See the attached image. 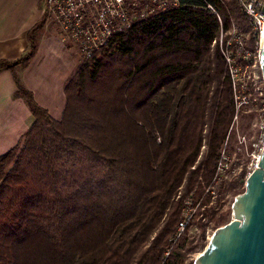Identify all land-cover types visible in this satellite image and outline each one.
<instances>
[{
  "label": "trees",
  "instance_id": "1",
  "mask_svg": "<svg viewBox=\"0 0 264 264\" xmlns=\"http://www.w3.org/2000/svg\"><path fill=\"white\" fill-rule=\"evenodd\" d=\"M206 3L224 27L247 29L236 0H181L83 60L64 85L60 119L16 71L36 53L44 20L23 57L0 59L33 117L0 156V264H184L196 249L188 230L174 240L175 227L184 200L192 193L196 204L211 186L235 114ZM228 215L210 221L217 229Z\"/></svg>",
  "mask_w": 264,
  "mask_h": 264
},
{
  "label": "built area",
  "instance_id": "2",
  "mask_svg": "<svg viewBox=\"0 0 264 264\" xmlns=\"http://www.w3.org/2000/svg\"><path fill=\"white\" fill-rule=\"evenodd\" d=\"M180 3L181 0H43L41 11L45 20L57 29L61 41L73 43L82 57L87 60L106 46L113 36L131 29L134 23L168 8H176ZM236 3L247 19L246 30H239L234 22L224 27L219 13L211 4L206 3V9L216 16L219 24L211 47L219 49L226 64L235 109L233 121L241 106L247 105L254 98L256 91L259 95L264 91L257 88L258 76L255 74L260 71V45L264 35V0H236ZM262 119L260 132L252 143L253 151L256 150L257 154H253L251 171L248 175L257 167L264 149V117ZM227 138L228 133L225 142ZM242 139L244 140V137ZM224 158L222 151L214 182L224 170ZM186 199L189 200V197ZM188 200L184 201L181 219L175 227L174 240L191 221L192 216L188 214L190 208Z\"/></svg>",
  "mask_w": 264,
  "mask_h": 264
},
{
  "label": "crops",
  "instance_id": "3",
  "mask_svg": "<svg viewBox=\"0 0 264 264\" xmlns=\"http://www.w3.org/2000/svg\"><path fill=\"white\" fill-rule=\"evenodd\" d=\"M42 6V0H0V59L16 61L23 57L29 46L28 31L44 20L36 53L16 71L37 104L60 119L65 105L64 85L78 67L79 52L61 41L57 29L44 19ZM32 122L28 106L16 95L12 71H0V155L19 142Z\"/></svg>",
  "mask_w": 264,
  "mask_h": 264
},
{
  "label": "rangeland",
  "instance_id": "4",
  "mask_svg": "<svg viewBox=\"0 0 264 264\" xmlns=\"http://www.w3.org/2000/svg\"><path fill=\"white\" fill-rule=\"evenodd\" d=\"M47 23L49 22L47 21ZM69 44L71 47L75 48V51H78L77 47L73 43L71 44L69 42ZM78 56V63L80 64L85 59L80 53H78ZM75 57H77V55ZM255 74L258 76L256 81L257 88L263 90L264 85L261 78V70L255 72ZM253 97L254 98H252V100L247 105L241 106L236 118L229 127L228 138L221 148V152L224 151L225 158L223 159V165L225 167L224 170L221 171L220 177L217 179V181L212 182L211 186L207 188L203 196L196 202V204L193 203L192 199H190V195L192 193L188 196L189 200H184H188L190 202L188 206L190 207L188 214H190L192 217L191 221L181 232V234L188 230V240H194L193 244L190 243L188 246H196V249H194V251L188 255V258L184 261V264H193L195 257L200 254L207 246L212 231L215 229L210 221V216H216L220 212L229 211V215L225 224L233 219V217H231V205L235 196L228 192L230 184L233 182L241 183L243 179V183L241 184L242 186L240 187L239 191L240 193L238 194H241L245 190V180L248 176V173L251 171L250 166L253 161V154H257L256 150L253 151L252 143L260 132L259 127L261 125V121L263 120L262 118L264 117V91L262 92V95H259L258 91H256ZM206 132L207 127H205L204 133ZM242 137H244V140ZM205 150L206 147L204 144L201 147L198 160L203 156ZM10 166L11 162L7 168ZM205 199L207 200L205 201ZM182 211L183 208L181 213ZM193 219L195 224L197 223V225H202L201 229H198V227L194 226L191 227Z\"/></svg>",
  "mask_w": 264,
  "mask_h": 264
},
{
  "label": "water",
  "instance_id": "5",
  "mask_svg": "<svg viewBox=\"0 0 264 264\" xmlns=\"http://www.w3.org/2000/svg\"><path fill=\"white\" fill-rule=\"evenodd\" d=\"M259 65L264 81V35ZM231 217L212 231L193 264H264V149L245 180V190L232 201Z\"/></svg>",
  "mask_w": 264,
  "mask_h": 264
}]
</instances>
